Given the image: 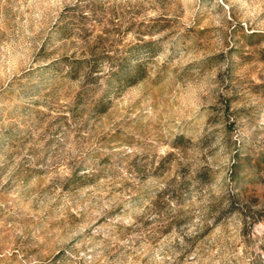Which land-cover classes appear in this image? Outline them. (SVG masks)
Here are the masks:
<instances>
[{
	"label": "rangeland",
	"instance_id": "obj_1",
	"mask_svg": "<svg viewBox=\"0 0 264 264\" xmlns=\"http://www.w3.org/2000/svg\"><path fill=\"white\" fill-rule=\"evenodd\" d=\"M0 264H264V0H0Z\"/></svg>",
	"mask_w": 264,
	"mask_h": 264
}]
</instances>
